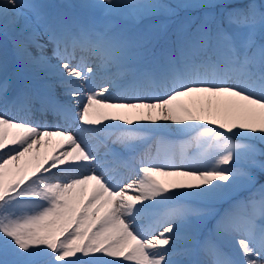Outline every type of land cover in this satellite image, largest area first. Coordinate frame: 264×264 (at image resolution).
I'll return each mask as SVG.
<instances>
[{"label": "snow or ice", "instance_id": "6c2138e0", "mask_svg": "<svg viewBox=\"0 0 264 264\" xmlns=\"http://www.w3.org/2000/svg\"><path fill=\"white\" fill-rule=\"evenodd\" d=\"M76 7L0 0V264H264V0Z\"/></svg>", "mask_w": 264, "mask_h": 264}, {"label": "rangeland", "instance_id": "374dc122", "mask_svg": "<svg viewBox=\"0 0 264 264\" xmlns=\"http://www.w3.org/2000/svg\"><path fill=\"white\" fill-rule=\"evenodd\" d=\"M37 2L47 3L51 5H62V4H69V3L76 5L77 6L75 9L76 13L78 15H82L83 20H85L86 22L99 23L104 19V14H103L102 9L90 8V7H79L80 5L93 3L94 0H37ZM169 2H175V0H169ZM25 12L27 13V10H25ZM27 14L30 15V13H27ZM192 14L195 15L196 13H192ZM181 15H184V13L182 12ZM8 21H11L12 23L11 18H9ZM18 26L20 27V25ZM48 53L51 54V46H49L48 48ZM77 54H78L77 57L79 58L80 53L77 52ZM53 63H55V61H53ZM8 72H9V75L13 76L16 82L18 83H23L25 79L27 78V73L20 67V65L14 60V58H11L10 60H8ZM47 122L50 125L55 124L54 122H52V120L48 119V117H47ZM169 138L175 139L174 136H169ZM92 142L95 143V141H92ZM150 144H151V155L156 156L158 152V146L154 140L150 141ZM163 149H164L163 145L159 146L160 152H163ZM190 151H192V149H190ZM70 259H74V258H70ZM105 259H110V258H105Z\"/></svg>", "mask_w": 264, "mask_h": 264}, {"label": "trees", "instance_id": "16d2710c", "mask_svg": "<svg viewBox=\"0 0 264 264\" xmlns=\"http://www.w3.org/2000/svg\"><path fill=\"white\" fill-rule=\"evenodd\" d=\"M103 14H104V13H103ZM79 16H80V18L83 20L82 15H79ZM84 21H85V20H84ZM85 22H86V21H85ZM4 23H5L4 20H0V25H2V24H4ZM7 23H8L9 25L12 24L11 21H7ZM117 23H118L119 25L123 26V25H125V24L127 23V21H126L125 19H123V18H120V19L117 20ZM16 28H17V31H18V30H19V26L16 25ZM0 45H3L4 48H5V50L7 51V53H8V60H10L11 58H13V56H12V51H11L10 38H9V39H5V37L0 36Z\"/></svg>", "mask_w": 264, "mask_h": 264}, {"label": "bare ground", "instance_id": "6f19581e", "mask_svg": "<svg viewBox=\"0 0 264 264\" xmlns=\"http://www.w3.org/2000/svg\"><path fill=\"white\" fill-rule=\"evenodd\" d=\"M77 56H78V54H77ZM96 82H97V84L102 83V80L100 79L99 75L97 77ZM48 119H50V120H52V122L56 123V121L51 116H49ZM113 167L117 168V171L114 173V175H116V176H119L121 173H124L126 171L123 167H121L119 165H114Z\"/></svg>", "mask_w": 264, "mask_h": 264}]
</instances>
